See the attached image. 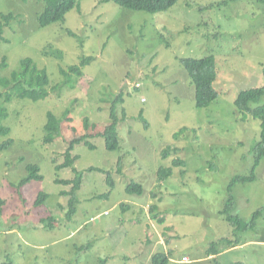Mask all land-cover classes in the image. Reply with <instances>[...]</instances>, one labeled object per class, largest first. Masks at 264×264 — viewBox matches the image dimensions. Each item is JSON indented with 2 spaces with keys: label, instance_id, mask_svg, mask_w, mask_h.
Listing matches in <instances>:
<instances>
[{
  "label": "rangeland",
  "instance_id": "rangeland-1",
  "mask_svg": "<svg viewBox=\"0 0 264 264\" xmlns=\"http://www.w3.org/2000/svg\"><path fill=\"white\" fill-rule=\"evenodd\" d=\"M77 2L65 23L40 28L43 2L0 0L7 39H0V61L6 57L9 65L3 75L31 58L51 81L46 99L15 98L6 106L11 135L1 136L0 145L12 144L0 152L6 201L0 264H152L158 252L171 258L169 264H264V212L253 229L237 235L222 213L232 179L251 174L259 138L261 122L240 114L235 101L241 91L264 85V6L257 0H180L149 14L102 0ZM50 45L60 59L43 54ZM209 56L216 59L219 97L197 108L195 85L180 60ZM88 57L93 61L82 77L61 73ZM121 94L124 101L114 109ZM258 105L264 96L252 106ZM49 112L62 119V133L45 144ZM86 136L95 149L76 145L75 168L57 170L70 142ZM110 136L119 139L116 150L106 148ZM176 159L185 165L176 166ZM29 164L41 167L43 179L20 186ZM171 167L172 176L161 180L159 171ZM76 171L82 185L68 220L71 196L62 193L72 186L56 180L75 179ZM133 182L143 186L141 196L127 193ZM40 193L48 198L37 205ZM232 194L234 214L245 221L264 208V162L257 179L237 182Z\"/></svg>",
  "mask_w": 264,
  "mask_h": 264
},
{
  "label": "trees",
  "instance_id": "trees-1",
  "mask_svg": "<svg viewBox=\"0 0 264 264\" xmlns=\"http://www.w3.org/2000/svg\"><path fill=\"white\" fill-rule=\"evenodd\" d=\"M43 2L44 6L41 13L38 16V24L40 28H46L55 23H65L66 15L75 9L78 6L77 0H39ZM180 0H102L103 3L113 2L120 7H123L128 10L134 11H144L149 14H157L161 12H166L173 6H175ZM259 4L264 6V0H257ZM4 19H8L5 15H3ZM4 24L0 26V39L2 41H7L3 37L4 32ZM70 35H73L72 31L68 30ZM43 54L47 57H55L57 59L61 58V52L55 50L53 46H47ZM93 61V57H88L82 60L79 66H72L69 68V72L65 69H61V73L67 77L70 74H75L78 77H82L84 75L83 68L89 65ZM180 63L187 70L189 76L191 77L192 83L195 85V101L197 108H207L209 107L215 100L219 97V92L215 88V81L218 78L217 73V64L214 56H209L203 59H193V58H184L180 60ZM9 67L7 58L3 57L0 61V88L3 90L0 93V137H7L11 135V128L4 125V121L9 117V112L7 109V105L10 104L15 98L18 99H29L33 102H38L40 100L46 99L49 94L50 87V77L45 68H39L31 58H26L21 62V69L18 71L12 72L10 76L3 75V72L7 70ZM264 75V69H263ZM264 96V85L261 87H252L247 90H243L239 93L236 101L235 107L238 112L242 115L251 116L254 119H257L261 122V128L259 132L258 141L255 143L253 147V164L251 169V174L248 176L237 175L235 176L230 185L228 186L229 197L225 202L224 209L222 213L225 215L228 224L234 228L235 235L238 232H245L250 229H253L258 220L262 217L264 208L258 209L253 214V218L250 221L243 220L239 214H234L235 212V199L232 194L233 187L237 182H251L257 179V169L264 162V105H258L253 107V104H258L261 98ZM123 95L121 94L118 99L115 101L113 108L115 109L117 103L123 102ZM72 110V106L65 111L66 120H70L67 115ZM141 119L148 126L147 121L143 117V113H141ZM86 126L88 127L87 120ZM187 129H182L179 133L175 135L177 138L181 133L186 132ZM45 144L53 143L58 137L61 136L62 133V119L57 117L52 112L47 114V123L45 125ZM85 138L75 139L70 142V147L66 151L65 162L61 165H57V170H61L63 168H75L74 165L79 159L77 156H73L72 152L75 149V146L81 143H84L86 146L91 149H95V146L87 142ZM12 144V139L5 141L0 145V152L8 149ZM119 145V139L117 136H110L106 139V148L107 150H116ZM174 150H178L174 148ZM172 151V147H167L163 151V157L167 158ZM176 166L185 165V162L176 159L174 161ZM119 170L122 167V160L118 163ZM92 168L91 170H94ZM174 169L171 168H162L159 171V176L161 180H166L174 173ZM28 175L21 180L20 186H25L27 183L34 180H42L43 175L41 174V167L36 164H29L27 166ZM75 172V171H74ZM75 179L71 180H60L57 179L56 183L63 185H71L72 188L70 191H64L62 195H69L71 199L69 200V211L67 212V219L71 220L72 217L76 214V204L78 202L76 198V193L80 190L82 185V173L76 171ZM108 183L110 187L115 186V181L113 179L112 174H108L107 177ZM127 193L130 195H142L144 192L143 186L137 183H131L127 187ZM48 198V195L45 193H40L37 198L36 204L39 205L44 202ZM6 201L0 196V210L3 209ZM51 221V219H50ZM159 222L164 223V220L161 219ZM52 226V222L50 225ZM216 244V243H214ZM214 247V246H213ZM211 251H215L213 248ZM216 254V253H213ZM170 257L165 252H158L152 257V264H169ZM107 260H103L102 263H106ZM1 264H11L10 262H5Z\"/></svg>",
  "mask_w": 264,
  "mask_h": 264
},
{
  "label": "built area",
  "instance_id": "built-area-1",
  "mask_svg": "<svg viewBox=\"0 0 264 264\" xmlns=\"http://www.w3.org/2000/svg\"><path fill=\"white\" fill-rule=\"evenodd\" d=\"M185 260H186V258H185Z\"/></svg>",
  "mask_w": 264,
  "mask_h": 264
}]
</instances>
